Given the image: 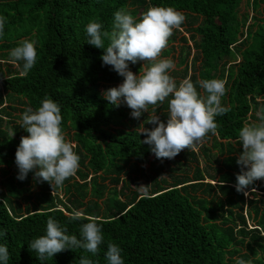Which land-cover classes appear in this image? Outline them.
I'll return each mask as SVG.
<instances>
[{"label":"trees","instance_id":"1","mask_svg":"<svg viewBox=\"0 0 264 264\" xmlns=\"http://www.w3.org/2000/svg\"><path fill=\"white\" fill-rule=\"evenodd\" d=\"M243 2L0 0V16L6 18L0 38V173L6 174L0 181V245L8 249V264H79L81 257L108 264L109 242L122 249L124 264H236L238 259L264 264V180L255 182L256 190L246 189L248 196L235 188L241 171L236 161L243 151L238 132L245 124L259 123L257 113L264 109V17L256 14L261 4L264 14V0L251 1L252 23L249 13H240ZM150 5L173 7L185 16L181 27L190 37L178 38L180 31L174 29L171 46L161 53L184 66L169 70L177 86L190 78L203 96L198 81L223 80L221 104L229 109L215 117L217 135L209 133L198 151L182 150L164 164L151 161L154 154L142 143L146 136L141 132L154 127L148 123L153 115L167 123L172 96L155 106V114L150 105L139 119L125 103L111 105L103 92L118 87L123 77L102 66L104 49L88 44L86 34L92 21L111 34L115 12L124 9L139 20ZM23 40L34 42L37 52L27 75H21L22 61L15 68L2 65ZM104 43L107 47L109 40ZM143 63L128 62L129 70L139 75ZM45 97L61 108L62 134L75 143L81 183L72 176L52 189L34 179L35 170L25 180L17 179L15 152L21 137L29 134L21 123L7 125L4 115L16 117L5 104L17 99L23 111H35ZM150 161L152 173L145 167ZM81 206L102 227L98 254L67 249L40 261L28 244L46 235L50 217L80 239L87 221H70L68 214Z\"/></svg>","mask_w":264,"mask_h":264},{"label":"clouds","instance_id":"2","mask_svg":"<svg viewBox=\"0 0 264 264\" xmlns=\"http://www.w3.org/2000/svg\"><path fill=\"white\" fill-rule=\"evenodd\" d=\"M185 21L183 13L173 7L149 6L148 10L136 20L128 11L121 9L114 14L111 34L102 32V25L96 21L86 26L87 43L104 49L100 57L102 66H111L123 82L103 92V97L113 106L125 103L132 110L131 116L139 119L148 112L149 106L168 101V119L165 124L157 115L148 123L153 128H143L146 136L143 144L150 146L157 159H173L182 150L198 151L199 146L209 133L217 135L218 125L215 117L226 114L229 109L222 106L221 98L226 93V82L219 79H204L197 83L205 95L201 96L190 78H185L177 86L168 73L174 69L170 59H159L168 46L173 30H182ZM6 18L0 16V38L4 36ZM104 38L109 40L105 47ZM13 63L23 62L21 75H27L37 62L34 42L23 40L10 53ZM143 61L139 75L129 70L132 64ZM264 109H261L259 123L245 124L238 132V140L243 151L237 164L241 171L236 175V191L248 196L256 190V181L264 180ZM61 108L54 100L45 97L34 111L27 107L23 112L21 128L29 135L22 136L15 152V164L18 168V180H25L34 170L37 182H48L52 189L62 186L64 181L76 174L80 157L73 150L75 145L66 142L61 130ZM14 132L12 136H14ZM70 221L86 220L80 227V239L67 234L54 219L46 223V235L32 240L29 250L37 253L40 261H46L57 253L67 249H83L93 255L98 254L104 243L102 227L98 218L85 216L75 210L68 214ZM122 249L109 242L105 253L108 264H124ZM9 253L0 245V264H8ZM79 264H93L87 257H81ZM236 264H246L238 259Z\"/></svg>","mask_w":264,"mask_h":264},{"label":"rangeland","instance_id":"3","mask_svg":"<svg viewBox=\"0 0 264 264\" xmlns=\"http://www.w3.org/2000/svg\"><path fill=\"white\" fill-rule=\"evenodd\" d=\"M251 1L252 0H244V2H243V4H242V7H241V11H240V13H249L250 14V18H249V23H252L253 22V20L251 19V16H253L254 15V11H253V8H252V5H251ZM262 6H263V4H261V9L259 10V11H256V14L258 15V17H264V14L263 13H261V10H262ZM182 28V30H179L180 32H179V34H177V37L179 38V37H181V35H186L187 37H190V33H188L187 31H186V27L185 26H182L181 27ZM190 44H192L193 42L192 41H190L189 42ZM180 44V41H179V39H177V40H175V45H179ZM169 46H171V45H169ZM168 46V47H169ZM174 53V52H173ZM176 53L178 54V50L176 51ZM175 56H172V55H168V56H163V55H160V57H159V59H170V60H172L173 62H174V70H178V71H182V69L184 68V66L182 65V66H179L178 65V62H177V59L176 58H174ZM2 65H3V67H5L6 69H9L10 68V66H8V65H13V68H15V67H17V63H13L11 60L10 61H7V62H2ZM181 76L182 75H179L178 76V78L177 79H181ZM121 84V83H120ZM119 84V85H120ZM22 102H19L17 99H13L12 101L10 100V99H8V102L5 104V105H7V107H8V109H9V111L11 112V113H13V115L12 116H14V117H16V119L15 120H13L12 118L13 117H10V116H7V115H4V120L6 121V123H8L7 125L8 126H12L13 125V122H16V123H21V121H22V115H23V110L22 109H25V107H24V105H22L21 104ZM130 109V108H129ZM131 110V109H130ZM153 114V113H152ZM155 114V113H154ZM18 117V118H17ZM205 141V140H204ZM174 159V158H173ZM173 159H164V160H160V159H157V158H155V156L153 155L152 157H151V161H154V163H157V164H164V163H167V162H172L173 161ZM151 161H150V163H147L146 164V170L148 171V172H150V173H152V171L150 170L151 169ZM157 161V162H156ZM4 169H8L7 167H3ZM11 171V170H10ZM163 171H164V173H165V175H169V169H168V166H164L163 167ZM5 176H6V174H5V171H3V169L1 170V173H0V181L2 180V179H4L5 178ZM74 177H75V180L77 181V182H83L82 180H81V178H80V176L78 175V174H75L74 175ZM166 177V176H165ZM142 179H143V177H142ZM142 182H143V180H142ZM110 186H113V182H110ZM0 188H3L1 185H0ZM59 193H60V196L61 197H63V199H65L66 198V196L64 195V192L63 191H61V190H59ZM121 195V197H122V199H124V193H121L120 194ZM119 195V196H120ZM86 200V199H85ZM22 204V206H25V205H27L28 203H25V202H22L21 203ZM83 209H84V206H81L80 208H78L77 210H79V211H83ZM250 223H252V221L250 220Z\"/></svg>","mask_w":264,"mask_h":264},{"label":"built area","instance_id":"4","mask_svg":"<svg viewBox=\"0 0 264 264\" xmlns=\"http://www.w3.org/2000/svg\"><path fill=\"white\" fill-rule=\"evenodd\" d=\"M74 145H75V143H74Z\"/></svg>","mask_w":264,"mask_h":264}]
</instances>
